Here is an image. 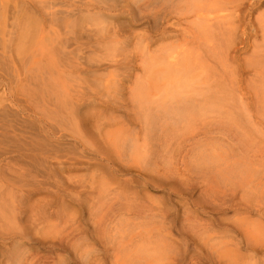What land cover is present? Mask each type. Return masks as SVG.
Masks as SVG:
<instances>
[{"label": "rangeland", "instance_id": "1", "mask_svg": "<svg viewBox=\"0 0 264 264\" xmlns=\"http://www.w3.org/2000/svg\"><path fill=\"white\" fill-rule=\"evenodd\" d=\"M19 1L31 4V12L39 14L36 22L44 26L43 31L35 36L37 49L33 47L35 50L32 48L31 52H37L33 57L37 56L35 60L42 63L38 75L47 78L44 81H48L49 88L33 97L34 81L30 89L16 84L19 78L22 77L23 82L30 74L26 73L25 77L21 71L16 75L0 60V112L11 113L8 124L5 122L3 126L0 123V151L4 150L0 153V173L8 174V184L12 186L19 185L16 181L27 185L22 190L19 205L15 210L9 209L12 213L10 219L17 214V226L8 222V227L0 217V264H216L214 259L204 260L201 249L226 260L230 258L234 264H264V167H254L260 171L255 170L261 175L260 179L252 176L253 180L248 178L245 181L243 177L248 176L241 173L243 177L238 175L230 181L225 170L231 161L226 159L228 155L233 156L234 142V155L238 153L236 148L245 144L240 141V146L237 135L229 132L233 129L227 127L228 118L220 119L219 114L203 117L201 111L194 114L197 116L187 117L184 123L172 125L165 114L154 108L155 117L159 118L152 129L145 128L144 111L156 98L165 100L159 95L166 92L170 84L162 83H172L176 76L164 71L171 68L168 56L182 53L184 48L187 53L192 49L191 54L199 50L187 46L186 38L181 37L183 30L190 35L191 29H195L191 21L190 26L184 20L181 22L185 13L176 14L172 13L173 10L168 12L159 8L162 0L150 3L148 0ZM46 6L51 11L45 10ZM13 8V4L9 9L0 5V54L4 52L1 42L11 37ZM263 11L264 4L254 17L262 15ZM52 13L58 15L56 21L60 20L63 25L50 22L54 18ZM99 13L110 21L92 22L95 19L91 18ZM109 23L119 25L120 38L116 41L120 42L109 44L115 40ZM178 23L181 27H175ZM72 24L76 26L73 28ZM63 34L68 35L65 36L70 39L69 43L62 40ZM78 36L81 40H77ZM195 37L196 34L192 44L197 42ZM48 38L53 42L51 39L50 43L43 41ZM54 39L62 45L56 44L59 47L68 46L65 49L77 65L70 72L64 67L57 72L60 66L57 73L48 67L44 69L51 60V50H56ZM101 39L105 42L100 43ZM259 41L260 44L262 39ZM88 55L94 59L85 60ZM238 55L240 58L233 66L240 72L238 86L242 93L237 98L245 105L250 102L248 108L252 111L254 108L259 111L243 63L250 53L246 51ZM80 61H89L88 65L93 67L100 62L102 69L92 67L99 73H89ZM31 62H28L26 72L35 66L34 61ZM16 63L18 68L22 67L20 62ZM191 71L194 77H198L195 79L189 73L192 81L190 76L187 78V73L185 78L190 81L189 87L197 85L192 87L193 90L201 92L197 88L205 80L202 69L198 66ZM143 102H147L146 107ZM260 118H256L260 125L254 126L259 132L252 125L248 129V132L253 131L251 141L257 145L252 148V157L259 155L258 150L264 151V117ZM3 128L11 136L9 140H2ZM128 138L134 140L131 144L137 143V152L123 148V140ZM248 144L247 148L251 142ZM14 196L15 192L9 194V204L17 201ZM216 204H224V207L214 210ZM165 219L175 223L169 225ZM187 219H194L201 225H214L215 236L219 228L230 223L231 227L234 223L231 236H235L224 238L222 241L227 245L222 244V248L213 249L215 245L207 248L205 240L209 243L215 238L214 234H209L210 238L203 235L205 238L199 244L187 225ZM233 238L237 245L240 243L237 250L232 248ZM170 241L183 247L182 254L186 250L183 262L180 258L169 260L164 255L166 250L163 247L168 248ZM215 242L218 245L220 241L216 239Z\"/></svg>", "mask_w": 264, "mask_h": 264}, {"label": "bare ground", "instance_id": "2", "mask_svg": "<svg viewBox=\"0 0 264 264\" xmlns=\"http://www.w3.org/2000/svg\"><path fill=\"white\" fill-rule=\"evenodd\" d=\"M6 1H8V2H5V0H0V5H1V7H5V5H6L7 8L9 9V8H11V4H13L14 8L12 9L13 12L11 13L13 25L11 28L12 30L10 31L11 37H9V40L6 39V42H1L2 43L1 50L2 49L4 50V52H3L4 54L2 53V51H3L2 50L1 51L2 54H0V60L2 62H4L7 66H9L10 70L12 72L16 73V75H17V73L21 74L22 72H24L22 74H26V73L28 74L29 73L30 75L28 77H27V74H26V76L24 75L27 78L23 82L21 80L22 77H21V79L18 77L19 79L16 81L18 83H16V84L22 85L23 87L26 86V87H28V89H30V86L32 85V83L34 81V83H33L34 86L31 88V91L33 93L32 95H34L33 97H35V96L38 97V95L40 96V94H41L40 92L42 90H44V92H45V88H49V86H48V81L47 82L44 81L47 78L45 76L38 75V73L42 70V63L39 60H35V59H37L36 58L37 56L33 57V54L37 53V52H33V54H32L31 51H32V48L36 46L35 36H38L43 31L44 26L39 24V21H38V23L36 22V20H38L37 16H39V14L37 13L38 14L37 15L36 12H34L35 14L33 12H31L33 6L31 4H29L28 2L24 3V2H21L19 0H6ZM148 1L150 3L153 0H148ZM27 3L30 6L27 5ZM263 4H264V0H162L161 4L159 5V8L163 7L164 10L166 9L168 12L170 10H173L172 13H174V12L176 14L183 13V12L185 13V15H184L185 19L182 18L183 16L180 14L182 16L181 17L182 19H180L181 22H182V20H184V23L186 25L190 26L189 21H191V26L193 25L195 29H191V34H190L191 36L188 33H185V30H183L182 32H180V33H182L181 37H183V39L186 38V41H187V43H185L186 45L189 44L192 47H194L193 49L196 48L199 50L197 51L196 54H195L196 51H194V53L191 54V52L193 51L192 49L190 50L191 52L188 51L189 53H187V52H185V51H187V49L184 48V50H183L184 52H182V53L176 52L175 54L168 56V58H169L168 66L171 67L173 70L171 68L169 69L167 67L166 68L167 71L166 70H164V71L166 73L170 72V73H167V75L171 74V76H173V75H176V76L174 77V79H172L173 77H170V79L173 80L172 83L171 82L170 83H162L165 85L167 84V86H168V84H170V86H168V88H166V86H164L166 88V90H165L166 92H163L164 91L163 89H162L163 91L161 90L163 93H166V94L162 95L163 94L162 93L159 95L163 98L165 97L164 98L165 100H163V99L161 100V99H159V97H158V99L157 98L155 99L156 101L151 99L150 101L153 100L154 101V102L152 101L153 103L152 102L150 103V101L148 100V103H150V105H153V107L149 105L150 108L148 107L146 109V111L143 110L145 113L144 114L145 128L152 129L151 127L153 126V124L156 123V120H158V118H159V116L155 117V113H154L155 109L154 108L160 110V113L165 114L166 119L169 120L172 125L177 124V123L179 124L181 122L184 123V121H186L185 119L187 117H189L191 115L197 116L194 114L201 112V111H202L201 113H203V117H207L208 114L209 115L219 114L221 117L219 115H217V116H218V118L220 117V119L222 117H224L225 119L228 118L229 123H226V124H228L227 127L233 129V131L231 129H229V132L233 133L232 135H234V133L237 135L238 143L240 141H242L241 143L245 144V145L243 144L244 147L242 146V147H240V149L236 148L238 153H236V155H234L235 154L234 152H236V150H235V143L236 142H234L233 143L234 149H232V147H231V149L233 150V152L231 151V153H233V156H232V154H231V156L228 155L230 157V159H229V157L227 158V156H225V158H227L226 159L227 161H229V162L231 161L230 164L228 165V168L225 170L226 173L228 174V176L231 177L230 181H231V179H233V177L236 178V177H238V175L240 176L241 173H245L248 176V177H246V176L243 177L241 175L245 179V181H247L248 178L250 180H253L252 176L255 177L256 179H260L261 175L259 176L257 174V171H258L257 168L258 167H264V164H263V162H264V160H263L264 159V151L258 150L259 155H255L254 157H252L253 154L251 155V152H252V148L254 146L253 141H251V137L254 136L252 134L253 133L252 130L250 131L251 134L248 136V133H250V132H248L250 125H252V127H254L256 125H260L259 122H257L256 118H260V117L263 118L264 117V11H263L262 15L261 14H260V16L258 15L259 17L258 16H257V18L254 17L256 12L259 10V8H261L263 6ZM45 5H47V4H45ZM51 6L52 5H50V7ZM55 6L57 7V5H55ZM165 7H167V8H165ZM47 9H48V7L45 8V10H47ZM45 10H43V11H45ZM48 10H50V9H48ZM46 12H48V11H46ZM59 12H55V13H58V15H59ZM53 13H52V15L54 16L55 19L53 18L51 20L50 19H47V20H50V22H52V23L55 22L54 25L57 26L56 20L58 19V15L57 14L55 15ZM62 13H64V12H62ZM71 13H69V15H71ZM102 13H99V15L96 16L95 18H91V19H95L92 22L96 23V22H98V20H100V21H102L100 23H104V21H108L109 19L106 16H104ZM73 14L74 13H72V15ZM69 15H68V17H70ZM47 16L50 17L49 14ZM47 16L45 18H47ZM61 17H59V19L63 18V17L62 18ZM51 18H52V16H51ZM179 18H180V16H179ZM39 19H40V17H39ZM76 19H78V17ZM71 20H72V18H71ZM76 21L77 20H75L74 22H76ZM45 22H46V20H45ZM74 22H72V23H74ZM52 23L51 24L49 23V24L51 26H53ZM60 24H62V23H60ZM67 24L69 25L70 23H67ZM109 24H111L110 28L112 29V32L111 31L110 32H111L112 36L115 38V40H113L112 42H109V44H112V43L115 44V42H117L116 40L118 38H120V35H119L120 31H119V27H118L119 25H116L115 23H109ZM10 26H11V24H10ZM70 26L71 27L73 26V28H74L76 25L74 26V24H72ZM70 26H68V27H70ZM176 26L181 27V24H179V23L175 24V27ZM242 26H245L244 27L245 29L243 31H241ZM49 28H50V26H49ZM54 28H55V26H53V29ZM55 29H57V27ZM179 30H180V28H179ZM194 30H195V33H192V31H194ZM44 31H46V30H44ZM53 31L54 30H52V32ZM62 31H63V33H67L66 30H62ZM168 31L169 30L166 29L167 33H168ZM71 32H73L72 29H71ZM166 32H165V34H166ZM6 34H7V32H6ZM53 34H54V32H53ZM70 34H69V37H71ZM73 34L74 33H72L71 35H73ZM195 34H196L195 38H197L196 39L197 42L192 44V39L195 36ZM65 35L63 34V36H65ZM53 36L55 37V35H53ZM66 36H68V35H66ZM66 36L63 37L62 40L66 39L67 43H69L70 39H67ZM74 36H77V35H74ZM244 36H245V38H243ZM58 37L60 38V36H58ZM168 37H169V35H168ZM173 37L176 38V36H173ZM77 38H79V36ZM80 38L77 40H81ZM175 38H173V39H175ZM39 39H40V37H39ZM49 39H51V38H48V39L43 40V41L45 43L53 42V40H52L53 37L51 39L52 41H50V42H49ZM261 39H262V41L259 44L258 42H260L259 40H261ZM3 40H5V39H3ZM54 40H55V42L57 41V39H54ZM59 40H60L59 42H62L61 39H59ZM102 41L105 42L103 39H101L100 43H103ZM176 41H178V40H176ZM59 42L54 43V45H56V44L59 45ZM118 42H120V41H118ZM62 44H63V42H62ZM58 45H56V50H54L56 55L54 54L53 49L51 50V55H52L51 60L47 63L48 66H45L44 69L48 67V68L52 69V71L55 73L57 71L58 67L60 66V68L57 72L60 71L61 67L69 69L68 71L70 72V70H73V68H75L77 65L73 61V58H71V56H72L71 53H69V52L67 53V51H66L68 46L66 47L64 45L63 47H59L61 44L59 46ZM72 45H73V42H72ZM97 45H101V44L98 43ZM240 46H243V48L239 49L238 47H240ZM65 47H66V49H65ZM174 47H177V46H174ZM174 47H172V48H174ZM184 47H186V46H184ZM68 49H70V47ZM105 49L107 51L108 48H105ZM182 49L183 48L181 47V51H182ZM246 51L249 52L250 55L248 58L246 57L247 59H243V63L246 67L245 75H247V77L250 78V80H249L250 81V87L255 92V96H256L255 102H258L259 111L254 110L255 108L252 111V109L248 108V104L250 102L248 103L245 101L246 103H248L247 105H245V103H243L242 100H240V98L239 99L237 98V96L241 95V93H242V92L240 93V91H242V90H240V87L238 86V77H239L240 72H238V70L233 65H235V63L240 58L238 53H245ZM79 52H80V50H79ZM30 54H31V56H30ZM79 54H81V53H79ZM58 55H60L62 58H58V57H60ZM66 55H67V57H66ZM80 56H82V55H80ZM38 57H39V55H38ZM32 58H33V60H32ZM89 58H91L90 55H88L85 60H87ZM18 59L20 61H18ZM83 59H84V57H83ZM30 61H32V62L34 61L35 66L31 67L29 69V72H26L25 68H27L28 62L30 64ZM96 61H98V60H96ZM96 61H94V62H96ZM16 62H18V64L20 62L22 67L20 66L18 68L16 66V64H17ZM81 63L83 64L84 62H81ZM81 63H79V66H83ZM88 63H89V61H88ZM88 63H84V66L87 68L86 70H89L88 71L89 73H99L97 70L92 69L93 66L88 65ZM90 63H92V62H90ZM95 64L96 63H94V65ZM198 66H200V68L202 69L203 78L205 79L204 80L202 78V80H204V82L202 81L203 84L201 83L202 86H201V84L198 83L200 86H198L197 89L201 92L193 90V88H196L197 85H196V87L192 86L193 88L189 87L188 82H190V81H188V79L185 78L186 75H188L189 73L192 75V71L191 72H189V71L193 67L198 68ZM94 67L100 68L99 71H101V69H102V65L100 62H98V65H96ZM11 71H9V72H11ZM34 72L36 73V75H33ZM160 73H162V72L160 71ZM190 74L188 75L187 78H189ZM164 77H163V79H164ZM192 77L195 78L196 76L194 77L192 75ZM192 77L190 76L191 80L193 79ZM200 78H201V76H200ZM200 81H201V79H200ZM196 82H197V80L195 81V83ZM145 88H147V87H145ZM191 88H192V90H191ZM139 90H140V88H139ZM44 92H42V97L43 96L45 97ZM28 94H29V92H28ZM139 96H140V94H139ZM146 103H144L145 105L143 104L144 107H146ZM5 109H8V107ZM0 113H1L0 123H2V125L4 126V124H6L8 120H9V122L11 121L9 119V116L11 115V113H5V112L4 113L0 112ZM257 116H259V117H257ZM263 120H264V118H263ZM263 120H262V122H263ZM228 121H226V122H228ZM175 126H177V125H175ZM5 127H6V125H5ZM0 129H1V126H0ZM257 130L259 132V129L255 128V131H257ZM2 131H4L5 134H4V132H2L3 134H1V136L3 137V139L2 138L1 139L5 140L6 138H8V140H9L11 138V136H9L7 134V130L3 128ZM219 133H220V131H219ZM228 136H231V135L228 134ZM229 138H227V139H229ZM233 139L235 140V138H233ZM252 140H253V138H252ZM123 141H125V143L122 145L123 148L130 149L131 152H133V153L137 152V143L135 142L134 144H131V141L132 142L134 141L133 139L130 140L128 138L127 140L124 139ZM249 142H251L252 146L250 145L247 148L246 145ZM239 145H240V143H239ZM34 146H36V145H34ZM255 146L257 147V145H255ZM223 147H224V145H223ZM207 148H208L207 150H210L209 147H207ZM245 148H247V149L245 150ZM127 149H126V151H128ZM260 149H262V148H260ZM3 151L2 152L0 151V153H3ZM6 152H7V150H6ZM7 154H9V153L7 152ZM213 154H215V152H213ZM4 155L7 156L6 154H4ZM4 155H1V156H4ZM221 155H222V153L220 154L219 158L222 157ZM215 156L216 155H214V157ZM205 157L206 156H204V158ZM210 157H212V156H210ZM3 162H4V160H3ZM254 167H257V168L255 169ZM255 170H257V171L255 172ZM15 172H17V171H15ZM258 172H260V171H258ZM6 175L8 176L7 173H3V174L0 173V183H1L0 184V217L2 219V222L4 221L5 224L10 222V223H12L13 226L15 225V227H16L17 226L16 221L18 220V218L16 216L17 214L14 216V219H10V216L12 215V213L9 212L10 211L9 209L13 208V210H15V207L17 205H19L17 203L18 202L20 203V201H21V198H22L21 193H23L22 190L24 191V188H26L27 185H26V183L23 184V182L16 181L17 183H19V185L12 186L11 183L8 184V179H7ZM221 177L225 178L226 176L221 174ZM226 180L228 182V180H229L228 177H226ZM230 185H229V187H230ZM20 186H22L23 188H21ZM12 188H14V189H12ZM209 191H212V190H209ZM11 192H15L14 199L17 200L13 204H9V200H8L9 194ZM220 203L221 202H219V204ZM224 204L214 206V210L222 209L224 207ZM164 222L168 223L169 225H172V223H175L172 221L168 222L167 219H165ZM187 223H188L187 225L189 226V229L194 233L193 236L195 237V239L198 240V243L200 241L202 242V240L205 238V237L202 238L203 235H207V237L210 238L211 236L209 234H212V233L214 234V232H213L214 225L212 226V224L211 225H201V224L196 223L194 219H190V220L187 219ZM232 224L235 225L234 223H232ZM229 225H231V223ZM229 225L225 224L224 228L223 227L219 228L220 231L217 233V236H215V234H214L215 238L209 240V243L207 240H205L206 247L208 248V245H209L210 247L212 246V248H213V246L215 245V247L213 249H216L219 247L222 248V244H224V246H225L226 243H223L224 238H227V237L229 238V237L235 236L234 234L231 236V234H232L231 229L234 227H232L233 225L231 227ZM3 226H4V224H3ZM7 226L10 227L9 223ZM217 228H218V226H217ZM165 238H166L165 242H168L169 240H167V237H165ZM216 239L220 241V242H218V245L215 242ZM197 240H195V241H197ZM240 240L241 239H239V241ZM189 241H192V240H189ZM233 241L235 242L234 238H233ZM193 242H194V240H193ZM232 242L230 241V243H232ZM198 243H197V247L199 248L200 243L199 244ZM234 244L232 243V248L235 247V249L237 250L238 245L240 243L237 245L235 242ZM242 244H243V242H242ZM184 246H186V245H184ZM229 248H231V246H229ZM163 249L166 250L165 251L166 254H164V255H166L169 258V260H170V258H172L173 260H174V258H180L181 259L180 262H183L182 260H184L187 256L186 250H185V253L182 254L181 252L183 250V247L182 246L179 247V244H176L175 242H171L168 245V248L163 247ZM247 249L250 250L249 245H247ZM205 250L201 249V252H202L201 255H202V258L204 260H210V261L212 260L213 261V259H214L216 264H234L233 260L230 258L226 260V259H223L222 256H220V255L217 257L214 252L208 253L207 252L208 250L207 251H205ZM209 250H210V248H209ZM254 251H255V249H254ZM234 252H235V250H234ZM231 258L234 259L235 257H231ZM175 260H177V259H175Z\"/></svg>", "mask_w": 264, "mask_h": 264}]
</instances>
